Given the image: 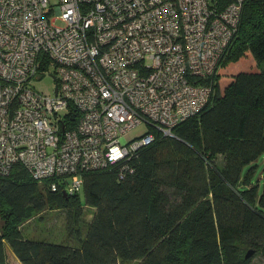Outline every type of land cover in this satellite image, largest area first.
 <instances>
[{
  "label": "built area",
  "instance_id": "2783aa9c",
  "mask_svg": "<svg viewBox=\"0 0 264 264\" xmlns=\"http://www.w3.org/2000/svg\"><path fill=\"white\" fill-rule=\"evenodd\" d=\"M244 1L0 0V174L22 164L76 194L150 129L172 135L211 101Z\"/></svg>",
  "mask_w": 264,
  "mask_h": 264
},
{
  "label": "trees",
  "instance_id": "16d2710c",
  "mask_svg": "<svg viewBox=\"0 0 264 264\" xmlns=\"http://www.w3.org/2000/svg\"><path fill=\"white\" fill-rule=\"evenodd\" d=\"M251 55L244 70L199 113L152 143L83 173L82 191L35 179L16 164L0 174V264L8 246L23 264H251L264 258V0H245L221 66ZM57 181L53 190L51 182ZM84 196V199H83ZM93 216L78 244L30 238L33 211L61 208L77 222ZM254 251L249 257L244 249Z\"/></svg>",
  "mask_w": 264,
  "mask_h": 264
},
{
  "label": "rangeland",
  "instance_id": "374dc122",
  "mask_svg": "<svg viewBox=\"0 0 264 264\" xmlns=\"http://www.w3.org/2000/svg\"><path fill=\"white\" fill-rule=\"evenodd\" d=\"M57 2L58 0H51ZM264 67V65H263ZM259 66L256 64L254 58L249 54L243 59L232 62L226 67H219L220 84L222 90L233 80V75L244 70H258ZM39 90L53 93L56 81L54 77L45 75L42 79L34 83ZM147 129L146 124H139L134 127L129 136L131 138L139 136ZM84 199V196H83ZM93 208L83 207V215L80 222L75 219V214L69 210L54 208H47L43 211H33L32 215L28 217L22 226L25 235L30 238L49 239L57 242H64L69 244H78V234H84L87 226L93 216ZM8 261L9 264H23L14 254L10 246H8ZM248 249H244V254L247 255ZM250 257L251 264H264V258L260 254L253 253Z\"/></svg>",
  "mask_w": 264,
  "mask_h": 264
},
{
  "label": "water",
  "instance_id": "95a60500",
  "mask_svg": "<svg viewBox=\"0 0 264 264\" xmlns=\"http://www.w3.org/2000/svg\"><path fill=\"white\" fill-rule=\"evenodd\" d=\"M66 193V192H65ZM254 251H249L248 253H247V257H249L252 253H253Z\"/></svg>",
  "mask_w": 264,
  "mask_h": 264
}]
</instances>
